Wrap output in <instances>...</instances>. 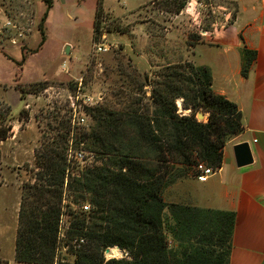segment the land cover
Returning <instances> with one entry per match:
<instances>
[{
    "label": "trees",
    "instance_id": "trees-1",
    "mask_svg": "<svg viewBox=\"0 0 264 264\" xmlns=\"http://www.w3.org/2000/svg\"><path fill=\"white\" fill-rule=\"evenodd\" d=\"M40 1L45 6L37 25L42 33L52 4ZM164 1L165 10L173 14L186 3ZM100 3L94 13V31L102 14ZM42 42L43 37L38 48ZM239 53L240 73L245 76L255 53L244 47ZM164 71L150 85V107L130 101L122 111L88 110L93 125L77 142L94 154L88 168H74L60 144L36 155L37 181L44 184L28 186V194L21 198L14 240L16 263L54 264L64 194L70 215L66 235L70 241H83L78 247L72 243L77 249L73 264H228L233 213L166 202L162 196L177 178L176 171L182 175L189 168L195 179L196 165L213 170L221 166L222 148L242 131L241 114L234 103L212 92L207 67L175 64ZM144 83L145 76L138 87ZM29 87H34L32 92L46 88L43 83ZM18 91L21 97L31 93ZM176 99L189 114L177 112ZM198 111L207 113L205 122L196 120ZM9 129L0 128V141L9 136ZM78 202L86 203L89 210H72L69 205ZM114 246L128 258L104 260L103 250Z\"/></svg>",
    "mask_w": 264,
    "mask_h": 264
},
{
    "label": "rangeland",
    "instance_id": "rangeland-1",
    "mask_svg": "<svg viewBox=\"0 0 264 264\" xmlns=\"http://www.w3.org/2000/svg\"><path fill=\"white\" fill-rule=\"evenodd\" d=\"M202 1L217 7L213 14L209 13L208 7L197 15L185 7L181 15L174 18L165 12L167 6L164 0H103V6L111 14L101 8L98 29L94 31V0H51L52 8L47 12L48 20L45 19L40 33L37 25L45 10L42 1L1 0L0 26L9 21L15 27H0L2 38L22 34L21 38L16 37L14 47L21 54L13 53V61L19 69L16 83H19L21 74L23 79H33L38 81L36 83H43L46 88L33 92L35 86L22 88L34 94L23 108L24 103L19 102L10 112L8 107L0 104V128H10V138L0 141V225L11 224L12 210H19L21 198L29 190L28 186L37 185L40 188L44 184L42 180L37 181L39 171L35 158L50 145L60 144L66 152L68 148L82 152L85 162L78 165L70 161L74 168L83 170L90 166L94 154L86 151L81 144L77 145L80 135L93 125L88 110L105 108L122 111L130 101H139L141 106L148 107L150 85L161 79L167 65L190 64L200 67L190 60V46L198 35L196 26L205 28L212 20L224 24L222 14L234 13L233 5L226 0ZM157 8L164 10L163 14L158 15ZM124 17L129 21H119L118 18ZM100 33L105 34L104 39L100 38ZM41 37L43 42L38 48ZM94 44L104 45L102 47L106 50L96 53ZM144 76L146 84L140 89L138 85ZM78 80L80 83H77ZM77 89L79 95L92 97L93 105L83 106L74 115L71 102L81 101L76 99ZM175 106L178 113L187 115L190 112L188 109H180V99L175 100ZM21 108L24 112L20 114ZM197 113L202 114L200 121L205 122L207 113ZM76 118L83 121L80 123L77 120V124ZM30 119L32 121L27 123ZM184 170L185 174L182 175L178 171L174 173L177 178L165 190L162 196L164 201L180 202L182 195L189 194L193 178L189 168ZM68 200L63 194L54 264H73L74 253L77 251L73 241L66 235L70 223L68 208L65 207ZM84 205L87 204L78 202L69 206L72 210L87 212L80 208ZM8 239L9 233L3 236L2 257H8ZM119 250L120 255L114 258H128L123 250ZM6 261L5 258L0 259V264H7ZM8 261L9 264H19L13 260Z\"/></svg>",
    "mask_w": 264,
    "mask_h": 264
},
{
    "label": "crops",
    "instance_id": "crops-1",
    "mask_svg": "<svg viewBox=\"0 0 264 264\" xmlns=\"http://www.w3.org/2000/svg\"><path fill=\"white\" fill-rule=\"evenodd\" d=\"M100 1L101 8L110 13L103 6V0ZM226 1L233 5V19L231 14L224 12L222 14L224 24H217L212 20L205 28L197 25L198 35L190 46V60L196 66L209 69L211 90L215 95L222 96L236 105L241 114L242 131L222 148L221 166L204 182L193 179L189 194L182 195L181 202L205 209L232 212L234 221L228 264H264V0ZM205 7H208L209 13L212 14L217 8L207 1L186 0L182 10L185 8L197 15ZM95 9L96 0H94L93 15ZM156 11L158 15L164 12L160 8ZM180 12L167 13L177 18L181 15ZM130 15L131 13L128 14L129 17ZM118 19L122 22L129 21L127 17ZM3 25L0 27L5 28ZM1 28L0 104L8 107L11 112V108L17 106L19 102L24 103L23 108L29 99L34 97L32 93L23 94L21 97L18 89L38 81L23 79L20 74L19 83H16L19 69L13 61L15 59L13 53L21 54V52L18 49L14 50L16 44H11L10 40L14 39L17 43V36L2 38ZM21 37L20 33L19 38ZM242 47L255 53L245 76L240 73L239 52ZM15 120L18 121L17 118ZM30 121L32 120H28L27 123ZM241 142L248 143L252 161L249 165L236 167L232 148ZM17 210V208L12 210L10 225H0V259L5 258L7 264H9L8 260L14 261ZM7 233L10 234L8 239L10 246L6 251L8 257H2L4 256L3 236Z\"/></svg>",
    "mask_w": 264,
    "mask_h": 264
},
{
    "label": "built area",
    "instance_id": "built-area-1",
    "mask_svg": "<svg viewBox=\"0 0 264 264\" xmlns=\"http://www.w3.org/2000/svg\"><path fill=\"white\" fill-rule=\"evenodd\" d=\"M9 25H10V28H15L14 25H12L9 21L5 22L3 26L5 27V26H9ZM198 32L201 33V31H199V30H198ZM19 36H20V33L17 35V37H19ZM99 36L102 39L105 38V34L104 33H100ZM10 43L11 44H16V41L14 39H11L10 40ZM102 46H104V45H102ZM102 46H100L98 44H94L93 49H94V51L96 53L101 52V51H105L106 48H104ZM77 83H80V80H78ZM76 95H77L76 99H81V101H79V103H75V102L73 103V102H71L70 107H71L72 112H73L74 115L76 114V111L77 110L79 111L83 106L89 107V106L93 105L92 104V101H93V98L92 97L79 95L78 89L76 90ZM77 120H79L80 123L83 121L81 118L80 119L76 118V123L77 124L79 123V122H77ZM66 157H67V161L75 162L78 165H81V164H83L85 162V156H84V154L82 152L72 151L70 148H68V150L66 152ZM195 169H196V171L198 173L196 175V177H195V180L198 181V182H204L214 172L213 169H211L209 167H206V166H204L201 163L198 164V165H196V168ZM80 208L83 209V211H86V210L88 211V209H89V207L87 205H84V206H82ZM58 233H59V226H58ZM82 242H83L82 239H79L77 242H76V240H73V244H76V247H78V244H80ZM109 249H110V247L108 248V250ZM103 258H104V260L111 259V258L105 257V255H103ZM114 259H117V258H114Z\"/></svg>",
    "mask_w": 264,
    "mask_h": 264
},
{
    "label": "water",
    "instance_id": "water-1",
    "mask_svg": "<svg viewBox=\"0 0 264 264\" xmlns=\"http://www.w3.org/2000/svg\"><path fill=\"white\" fill-rule=\"evenodd\" d=\"M67 51L68 50L66 48L65 53H67ZM195 118L197 121L202 120V114L196 113ZM232 151H233L234 163L236 167H243L251 163L252 158L247 142H241L234 145ZM114 247L119 249L117 246ZM107 253H108V248L103 250V255H106Z\"/></svg>",
    "mask_w": 264,
    "mask_h": 264
},
{
    "label": "bare ground",
    "instance_id": "bare-ground-1",
    "mask_svg": "<svg viewBox=\"0 0 264 264\" xmlns=\"http://www.w3.org/2000/svg\"><path fill=\"white\" fill-rule=\"evenodd\" d=\"M120 253H121V251H120L119 249L113 247V248H110V249L108 250V253L106 254V256H107L108 258H114V257H118V256L120 255ZM106 256H105V257H106Z\"/></svg>",
    "mask_w": 264,
    "mask_h": 264
}]
</instances>
